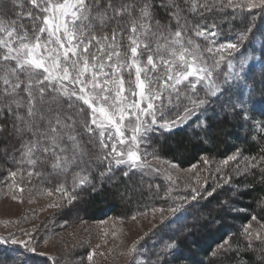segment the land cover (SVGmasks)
<instances>
[{
    "label": "snow or ice",
    "instance_id": "6c2138e0",
    "mask_svg": "<svg viewBox=\"0 0 264 264\" xmlns=\"http://www.w3.org/2000/svg\"><path fill=\"white\" fill-rule=\"evenodd\" d=\"M12 3L14 0H0V137L14 140L19 145L12 155L15 164L45 169L53 179L78 174V169H90L95 161L107 162V173L112 172L113 165L150 169L152 165L141 161L134 149H138L140 139L157 124L158 112L163 119L165 104L184 109L183 116L159 125L171 130L177 123L187 120L195 108L208 104L209 98L219 100L230 94L231 81L243 79L245 67L253 56H244L239 61V69L218 82L213 79V71L221 60L240 52L245 44L255 52L258 28L246 17V26L237 33L235 42L206 48L208 53L215 52L219 56V60L213 58L209 65L199 55L200 46L182 35V30L189 27L186 22L181 23L183 13L219 12L225 8L264 12V0H209L202 5L187 0V7L179 0H171L170 4L166 0L162 5L154 4L153 0H30L38 12L34 15L29 10L27 13L32 20L30 34L23 24L2 18ZM157 7L170 8L168 19L175 21L177 29L171 32L167 25L163 26L170 40L164 37L161 25L155 21L154 9ZM203 27L208 31L200 30L197 25L195 34L214 44L218 33L212 29L216 25L205 24ZM259 33L264 37V31ZM161 38L165 43H159ZM153 39L156 40L154 48L143 42ZM121 48L123 55L118 50ZM261 48L264 49V43ZM144 53H147V59L142 64ZM261 59L264 60V56ZM227 66L229 69L236 67L231 60ZM133 69L135 80L130 83L136 84L139 99L129 102L124 95V74L131 76ZM261 72L264 74V63ZM199 85L206 90L205 98L193 100L192 95H197L195 90ZM185 101L192 108H188ZM260 131L264 132V126ZM126 133H130L127 139ZM117 143H128L130 147L118 152ZM235 159L236 156H228L224 163ZM260 159L264 161V156ZM16 175L11 172V176ZM100 175L104 177L106 173ZM168 179L171 181L170 176ZM86 183H90L86 178L79 180L80 185ZM261 183H264V172ZM147 187L164 203L171 200L174 207L168 209L167 217L160 210L161 223L164 220L169 223L157 229L158 243L141 252L138 245L149 235L145 233V237L132 245L129 255L147 257L146 264H178L185 258L184 249L197 243L198 228L206 227L210 222L205 220L201 224L199 218H195L173 228L180 220L177 214L187 211L185 205L195 208L200 200L213 196L216 188L212 191L191 188L185 195L173 197L171 188L151 184ZM56 191L64 194L68 203L77 198L63 184L56 187ZM187 214L194 215L192 212ZM172 217L177 219L172 220ZM38 230L22 229L26 239H16L15 234L0 237V244L18 245L32 254L31 258H26L20 253V264H42L37 257L46 254L37 251L39 244L31 236V231ZM244 232L252 238L249 228ZM254 238L264 242L260 231ZM220 251L226 252L223 245ZM216 255L213 252V256ZM92 258L89 254L88 260ZM131 264H136L134 256Z\"/></svg>",
    "mask_w": 264,
    "mask_h": 264
},
{
    "label": "trees",
    "instance_id": "16d2710c",
    "mask_svg": "<svg viewBox=\"0 0 264 264\" xmlns=\"http://www.w3.org/2000/svg\"><path fill=\"white\" fill-rule=\"evenodd\" d=\"M165 2L166 0H153L156 5H162ZM179 2L187 7V0H179ZM206 2L209 0H193V3L197 5ZM168 3L170 4L171 0H168ZM29 10L34 15L38 14L30 0H14V3L9 5L7 14L2 18L5 21L23 24L31 34L32 20L27 15ZM169 15L170 8L154 9L155 21L161 25L164 37L170 40L171 37L164 31L163 26L167 25L171 32L177 29L175 21L168 19ZM183 16L181 23L186 22L189 27L187 30H182V35L200 46L199 55L209 65L213 58L219 60V56H216L215 52L208 53L206 48L210 46L218 48L220 44L235 42L237 33L246 26V17L251 19L258 28L255 52L251 46L245 44V48H242L240 52L233 53L219 62V66L213 71V79L220 82L230 73L237 71L239 61L244 56H253V59L245 67L243 79L231 81L230 94L221 96L219 100L209 98L208 104L195 108L187 120L177 123L171 130L160 128L159 125L166 120H176L178 116H183L184 109L172 108L165 104L163 119L158 112L157 124L153 126L152 131L140 139L139 143L150 155L171 160L182 168H193L197 174L195 179H192L194 176L190 177L189 181L192 184L196 185L199 180L205 178L202 188H207L208 191L216 188L213 196H206L195 208L185 205L187 211L178 213L179 223L173 224V228H177L184 223H190L198 215L199 209H205L209 214L210 224L199 227L195 237L197 243L193 244V248L197 247L198 252H193L191 245L184 249V257L185 252H192L190 264H264V251H262L264 242L254 238L256 229L264 228V183H261L264 161L260 159L264 156V132L260 131V128L264 126V74L261 72V64L264 63L261 59L264 56L261 44L264 43V37H261L259 33L264 31V12L259 9H253L250 12L245 9L241 12L225 8L219 12L187 11L183 13ZM205 24L209 27L216 25L212 29L218 33L214 44H209L205 38L195 34L197 25L200 26V30L208 31L203 27ZM152 28L155 31V22ZM143 42L150 43L153 48L156 45L154 39ZM159 43L163 44L165 40L161 38ZM185 46L188 47L187 44ZM118 50L123 55L124 49ZM146 59L147 53H144L141 56L142 64L146 63ZM229 60L236 66L234 69L228 68ZM142 78H144L143 74ZM124 80L128 87L125 91H127L126 97L129 102L138 100V88L135 83H130L135 80L134 69L131 76L124 75ZM205 91L203 86L199 85L195 90L197 95H192V99L205 98ZM241 93H243L242 96ZM241 100H243L242 105ZM221 102H224L223 105ZM185 103L188 108H192L187 101ZM145 104L146 101L141 106ZM18 147L14 140H5L0 137V167L6 178L14 179L16 182L20 179L31 180L37 186L53 190H56L60 184L69 186V181L75 174L53 179L45 169L27 165L21 167L15 164L12 155ZM2 150L5 153H1ZM85 152L87 153V148ZM98 154L105 155V153ZM228 156H236V159L225 164ZM91 164L90 169L77 170V173H87L90 176L88 179L90 183L74 188L77 197L75 204L82 205L80 213L84 215L83 218L91 221H103L110 217L128 219L160 207L168 208L172 203L171 200L164 203L148 190L147 186L150 184L170 188L166 178L161 175L162 173L157 172V168L153 165L150 169L113 165L112 172L107 173V162L95 161ZM246 168L247 171H245ZM11 172H16L17 175L11 176ZM100 173H106V175L101 177ZM122 192H124L123 197ZM172 205L174 207L173 203ZM188 212L194 215H188ZM171 219L176 220L177 217ZM167 223L169 221L165 220L158 229ZM245 228H249L252 233L251 239L245 234ZM261 235L264 236L262 230ZM158 240L159 233L155 231L151 238L140 245V251L147 250L151 245L158 243ZM222 245L226 252L220 251ZM213 252L217 255L213 256ZM20 253H23L26 258L32 257L31 253H27L20 246L0 244V264H20L18 259ZM197 257H201V262L195 260ZM37 259L42 264H53V261L47 257L40 256ZM145 259L147 260V257ZM183 263H186V257L178 262V264Z\"/></svg>",
    "mask_w": 264,
    "mask_h": 264
},
{
    "label": "rangeland",
    "instance_id": "374dc122",
    "mask_svg": "<svg viewBox=\"0 0 264 264\" xmlns=\"http://www.w3.org/2000/svg\"><path fill=\"white\" fill-rule=\"evenodd\" d=\"M197 63L199 65V61ZM127 88L124 85V89ZM126 92L124 91L125 96ZM125 124L127 125V121ZM129 134L126 133L125 139ZM129 147L128 143L116 144L118 152L126 151ZM134 150L138 151L141 161L145 160L160 169L159 172L172 189L173 197L185 195L189 188H202L206 181L202 178L198 184H192L189 179L191 176L195 179L197 174L193 168H182L171 160L150 155L140 143L138 149ZM2 152L5 153L4 150ZM89 177L87 173L79 172L71 177L69 186L65 187L69 192H74L75 187L81 186L79 180H88ZM121 195L123 197L124 192ZM75 201L76 199L68 203L64 194L37 186L31 180L20 179L16 182L14 179H8L2 174L0 167V237L15 234L16 239H26L22 229L38 228V231H31V236L35 237L39 244L37 251L44 252L46 255L43 257L50 258L53 264H131L133 256L136 264H146L144 256H130V249L141 237H145V233H149L145 240L151 238L152 233L161 225L160 210L162 209L163 215L167 217L168 209L173 206L170 203L168 208L160 207L128 219L110 217L103 221H91L83 218L84 215L80 213L82 205L76 206ZM208 215L205 209H199L196 218L202 223L209 220ZM261 230L260 227L256 229L260 232ZM145 240L141 241L140 245L146 242ZM191 246L193 248V244ZM193 252H198L197 247L193 248ZM89 254L93 257L91 261L88 260ZM185 257L186 263L183 264H190L192 252H185ZM195 260L201 262V257Z\"/></svg>",
    "mask_w": 264,
    "mask_h": 264
}]
</instances>
